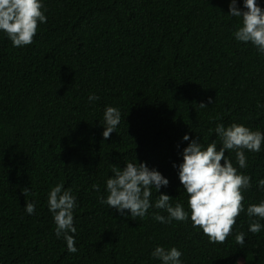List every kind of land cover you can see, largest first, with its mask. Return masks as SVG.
<instances>
[{"label":"trees","instance_id":"16d2710c","mask_svg":"<svg viewBox=\"0 0 264 264\" xmlns=\"http://www.w3.org/2000/svg\"><path fill=\"white\" fill-rule=\"evenodd\" d=\"M41 2L47 22L30 45L13 47L0 32V264H162L151 255L157 246L177 248L181 264H264V219L251 218L262 225L253 234L247 216L250 204L264 201L257 186L264 143L260 152L245 150V169L234 151L225 153L252 186L223 244L194 228L190 214L164 224L152 214H168L154 206L141 219L98 200L107 196L110 165L123 170L136 160L169 181L153 189V205L164 194L188 211L178 179L183 149L214 140L219 150L217 124L264 133V55L235 40L241 21L229 16L231 0ZM257 4L264 9V0ZM237 8L246 11L243 0ZM93 94L99 100L90 103ZM109 106L121 122L105 140ZM60 183L76 197L75 253L55 235L48 209V193ZM27 202L35 204L32 215Z\"/></svg>","mask_w":264,"mask_h":264},{"label":"clouds","instance_id":"9594fccd","mask_svg":"<svg viewBox=\"0 0 264 264\" xmlns=\"http://www.w3.org/2000/svg\"><path fill=\"white\" fill-rule=\"evenodd\" d=\"M41 0H0V32L6 34L13 47L28 46L33 42L39 25L47 22L42 10ZM242 11L237 8V0L229 4V16L240 18L241 24L233 32L235 40L251 43L261 55H264V9L258 6L257 0H243ZM99 100L96 95H89L88 101ZM209 103H212L209 100ZM200 108H205L200 103ZM105 140L110 138L121 122V113L115 107H106L104 114ZM214 131L219 137L222 147L217 150L216 142L208 143L206 148L198 140H192L182 152V163L178 165V179L187 196V208L180 203L173 206L171 197L161 194L157 196L155 204L151 202L152 191L159 192L161 187H167L169 181L157 170L149 169L144 163L127 162L121 170L118 166L110 165L112 175L106 180V198L98 197L101 204L116 209L121 214L127 210L132 218H144L151 207L165 211L167 217L153 213L152 218L160 223L192 222L194 228H199L211 243L223 244L232 235L237 218L244 209L243 192L251 188V177L244 175L226 158V151H234L236 164L239 169L247 167L245 150L260 152L264 143V133L253 131L248 127L236 123L225 127L217 124ZM184 141L189 136L183 137ZM177 167V165H173ZM257 186L264 189V179H260ZM96 192L100 191L98 184L91 185ZM21 194L30 195V188H25ZM48 209L56 225L55 235L59 239L63 236L67 250L75 253L73 210L76 208V197L71 189H64L62 183L56 184L48 193ZM25 211L28 215L35 213V204L27 202ZM247 216L250 218L248 231L257 234L262 225L253 217L264 219V201L250 204L247 207ZM235 240L243 245L245 233L240 232ZM152 257L162 264H181V251L173 247L165 249L157 246L151 253Z\"/></svg>","mask_w":264,"mask_h":264}]
</instances>
